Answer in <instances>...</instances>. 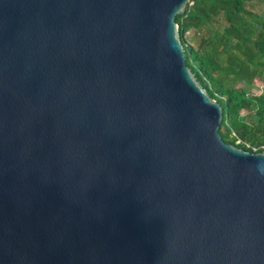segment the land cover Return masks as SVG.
<instances>
[{
  "label": "water",
  "instance_id": "95a60500",
  "mask_svg": "<svg viewBox=\"0 0 264 264\" xmlns=\"http://www.w3.org/2000/svg\"><path fill=\"white\" fill-rule=\"evenodd\" d=\"M189 0H0V264H264V152L222 141Z\"/></svg>",
  "mask_w": 264,
  "mask_h": 264
},
{
  "label": "trees",
  "instance_id": "16d2710c",
  "mask_svg": "<svg viewBox=\"0 0 264 264\" xmlns=\"http://www.w3.org/2000/svg\"><path fill=\"white\" fill-rule=\"evenodd\" d=\"M251 1L189 0L174 18L185 66L220 107L222 141L246 152L233 135L264 146V15L246 9ZM189 32L195 45L184 38ZM254 81L262 83L258 94L249 91Z\"/></svg>",
  "mask_w": 264,
  "mask_h": 264
},
{
  "label": "rangeland",
  "instance_id": "374dc122",
  "mask_svg": "<svg viewBox=\"0 0 264 264\" xmlns=\"http://www.w3.org/2000/svg\"><path fill=\"white\" fill-rule=\"evenodd\" d=\"M246 9L248 11H251L253 14L261 16L264 15V0H252L249 4L246 5ZM193 32L185 33L184 38L185 40L191 42L193 45L197 43V40H191ZM199 38L198 36H196ZM262 83H259L258 81L253 82V87L249 89V91L253 94H258L261 90ZM242 114H245V112L242 111Z\"/></svg>",
  "mask_w": 264,
  "mask_h": 264
},
{
  "label": "built area",
  "instance_id": "2783aa9c",
  "mask_svg": "<svg viewBox=\"0 0 264 264\" xmlns=\"http://www.w3.org/2000/svg\"><path fill=\"white\" fill-rule=\"evenodd\" d=\"M233 137L235 138V141H234L235 145H242L244 148L249 149L251 151V153H258L259 150L264 151V146H260V147L250 146L249 144L241 142L234 135H233Z\"/></svg>",
  "mask_w": 264,
  "mask_h": 264
}]
</instances>
